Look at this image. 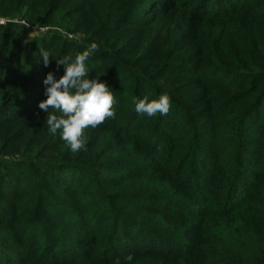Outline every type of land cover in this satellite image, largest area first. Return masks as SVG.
Here are the masks:
<instances>
[{"label":"rangeland","instance_id":"rangeland-1","mask_svg":"<svg viewBox=\"0 0 264 264\" xmlns=\"http://www.w3.org/2000/svg\"><path fill=\"white\" fill-rule=\"evenodd\" d=\"M47 1L0 3V9L6 11V15L0 14V29L5 28L4 37L0 36V56L6 59L0 85H11L14 79L23 83L19 88L0 87V162L8 163L2 170V186L13 192L11 185L19 176L13 170L19 163L27 165L28 176L23 177L19 187L33 195L26 217L47 227L44 231L49 241L58 245L54 249L42 243L41 251L49 249L62 255L86 243L81 240L84 233L101 220L95 216L101 200L91 203L95 197H110L123 190L126 194L121 197L126 201L129 193L157 190L161 198L159 202L154 198L148 202L147 213L139 211L137 204L113 203L119 211L131 215L126 217L131 221H136L132 216L142 215L162 232L176 233L183 252L173 254L176 264H227L228 256L235 262L228 264H237L246 258V253L238 250H252V233L264 229V160L259 169H248L250 178H246L244 166L245 161L259 166L260 155L264 156V118L257 122V134H251L249 128L243 130L247 125L243 117L250 104L229 98L244 95L245 90L246 97L264 94L263 86L254 89L250 84H235L244 74L256 77L264 73V0H240L241 10L226 20L207 19L202 4L199 11L188 16L166 15L164 4L157 3L160 0H135L137 12L123 17L119 29L96 34L91 33L94 28L82 26L78 12L91 0H56L61 4L56 12L47 9ZM53 33L64 37H53ZM29 35L32 41L23 45ZM88 35L94 40L89 41ZM58 37L64 40L60 42ZM93 42L98 51L92 61H86V78H97L91 69L95 73L105 66L100 80L115 93L116 115L120 110L122 114L117 128L113 127L116 118L88 128L85 148L74 153L59 131L54 135L49 132L47 114L38 105L47 98L43 81L48 72L53 71L57 79L61 77L56 59L67 55L75 58ZM46 45L44 50L52 58L48 67L40 57V49ZM36 47L38 52L34 53L32 49ZM104 54L112 58L111 64L109 60L99 64ZM110 74L114 79L121 78L111 80ZM150 81L153 91L147 88ZM3 89H7L5 95ZM165 92L172 100L167 115L148 117L135 111V99H156ZM204 97L206 100L199 104ZM211 109L213 116L206 118ZM182 111L191 114L185 118ZM176 118L186 122L179 125ZM88 154H95L91 173L96 175L92 176L96 185L90 187L99 192L82 199L91 179ZM133 157L138 158V168L147 173L135 174L121 162L128 163ZM111 164L120 168L111 169ZM37 165L43 171L34 169ZM38 194L45 196L37 198ZM138 197L141 194L136 195L137 200ZM67 213L73 214L72 221L65 218ZM12 215L8 212L10 218ZM131 221L125 222L124 230L134 225ZM108 223L104 220L102 232L109 231ZM54 224L60 229L49 230ZM2 225L0 264H26L16 256L25 253L18 249L22 244L19 232H5ZM230 247L238 253H228Z\"/></svg>","mask_w":264,"mask_h":264},{"label":"trees","instance_id":"trees-1","mask_svg":"<svg viewBox=\"0 0 264 264\" xmlns=\"http://www.w3.org/2000/svg\"><path fill=\"white\" fill-rule=\"evenodd\" d=\"M162 1V2H161ZM164 1V2H163ZM184 1V3H182ZM191 1V3H190ZM242 1V0H241ZM240 0H160V2L157 3H163V13L166 15L168 14H174V15H183L188 16L189 14L193 13L194 10L199 11L200 6H204V14L205 17L208 18H214L217 20H226L231 15H236L240 10ZM47 9L51 8L53 12H56L61 4L57 3L56 0H48L47 1ZM186 2V3H185ZM0 3H3V0H0ZM196 4V5H195ZM194 6V7H193ZM138 5L136 4L135 0H98L96 1H87V3H84L81 6V9H79L78 12L81 13V19H83L81 22L82 26H86L87 28H94L91 33H98L99 31H104L106 29L112 28L111 30H117L120 27V24L122 22L123 17L131 16L132 14H135L137 11ZM115 10V13L113 11ZM6 11L0 9V14L6 15ZM50 18H54V15H51ZM75 22V21H74ZM1 29H3V32L1 33ZM0 29V36L2 38L5 35V28ZM69 30V29H68ZM90 33V34H91ZM54 36H63L60 33H53ZM89 36V41H93L94 38ZM15 38V35L13 36ZM64 37V36H63ZM60 42H62L64 39L62 37H58ZM0 40V45H1ZM10 45L12 43L10 42ZM47 48L46 46H42L41 49ZM38 47L36 49H32L34 53L37 51ZM69 54V53H68ZM108 54V53H107ZM60 55H58L59 57ZM100 59L99 64H102L103 60H109V64L112 62V58L107 56L106 54L103 55ZM53 57V56H52ZM55 58V57H53ZM1 59L0 56V78L5 75L4 67L3 65L6 64V59ZM90 61L92 59L90 58ZM106 64V63H105ZM107 64V65H109ZM87 66V65H86ZM252 66H258V65H252ZM57 67V66H56ZM88 68V66H87ZM251 68V67H250ZM61 70V76L64 74V67H60ZM105 70V66H101L98 68V71H93L91 69V73L95 74L97 77L99 75L100 77H103ZM46 69L43 71V74L45 73ZM53 72V71H51ZM251 75L250 77L247 75H243L241 79L236 80L235 84L237 86H245L247 84H250L253 86L254 89L260 88L263 86L262 92L264 90V73L263 74H256ZM111 80L114 79L113 75L110 74ZM121 76L116 77L115 80H120ZM248 78H251L249 81ZM147 83V80H145ZM148 83V87L151 91L155 90L153 84ZM258 84L256 87L255 85ZM23 85V83L20 84L19 80L14 79L13 83L11 85L5 86L4 84H1L0 87H14L19 88ZM147 90V89H146ZM246 91V90H245ZM244 91L243 94H239L236 96H233L229 98L233 102H248L250 104V108L247 109V112H245V115L243 118L244 122L247 124L245 127L243 126V130H246L245 128H249L251 134H257L255 131V127H257V122L264 118V111L262 109L264 108V94L257 95L254 97L248 96L246 97V92ZM7 92V89H3L2 94L5 95ZM242 95V96H241ZM244 96V97H243ZM225 99H228L225 97ZM206 100V97L202 98L198 101L200 104L201 102H204ZM221 100V99H220ZM263 106V108H261ZM213 109L210 110L209 115L206 116V118H210L209 116H213ZM232 110H235L234 108ZM185 115V118L191 114L187 111H182ZM122 114V110L118 112V115H115L114 118V125L113 127H119V119L120 115ZM232 116V115H229ZM217 116L215 117V119ZM177 124H183L186 121H182V119H178ZM146 121V120H145ZM219 121V120H217ZM236 122V121H234ZM242 125H239V128H241ZM249 126V127H248ZM143 129V126L140 127V130ZM140 134V132H138ZM138 138L139 135L137 134ZM135 138V137H134ZM89 158H91V161L89 163L90 169L87 171L90 174L91 179H88V184L85 186V192L82 194V199L88 198L90 196H97L96 189H93L90 186H95L96 182L94 181V177L96 178V175L94 173H91L95 167V154H88ZM138 158L133 157L128 163L125 162V160H122L121 162L126 165V168L132 169L135 174H144L147 173L148 170L146 169H139L140 166L136 161ZM264 156L260 155V165L258 166L257 163H253L254 165L248 164L246 161L244 163L245 166V176L246 178H250L251 175H249V170L253 167V169L260 168V166L263 164ZM113 161V160H111ZM8 165L6 162H0V223H2V227L4 231L11 232L13 229L14 231H18L20 236L22 237L20 241L22 244H20V247L18 249H21L22 251L25 250V253H16V256L19 258H23L22 260L26 264H114V262L119 259L121 264H129L124 258L127 255H132L133 260L130 262V264H176L177 261L173 258V254L183 253L181 252V246L182 244L179 241V238L177 237V234L174 232L171 233H165L162 232L160 228L155 227L154 225L150 224L148 221H145V217L142 215H134V220L131 221L130 219L126 218L131 215L126 214L122 211H119L118 206L113 203H122L127 202L131 204H137L140 206L138 209L139 211L147 213L146 207L149 208L148 202H151L154 199H157L158 202L161 197V193L157 190H148L146 193L141 190L137 191L135 194H141L140 199H136V195L129 193L126 198L127 200L124 201L125 191L121 190L118 191L110 197L108 195L101 198V196L95 197L90 202L94 203L99 200H101V205L99 208L96 209L97 214H95L97 219H101L100 221L96 223H92V229L90 231L84 233L81 240H84L86 243L81 245H76L69 253L62 254V255H55L53 251L51 250H44L41 251L39 246L43 243L46 245V248H48V245L52 248L56 249L58 247L57 243H53L52 241H49L48 233H45L44 229L47 228L45 226L39 225L37 222L32 223V220L29 221L27 216V211L30 208V199L33 198V195H29V193H24L22 191V188L20 189V184H23V177H27V173L25 172L27 169V165L25 164H17L14 172H17L19 175L17 178V182L15 184H12L11 187L14 189L13 192L9 191L8 188H3L2 186V170ZM111 169H117L120 168L116 164L109 165ZM258 166V167H257ZM101 168V167H98ZM34 169L41 170V167L39 165L34 166ZM97 170V169H95ZM51 173V171H48ZM86 172V173H87ZM121 172H126L122 170ZM53 173V172H52ZM30 186V185H29ZM19 188V191L17 193L15 190ZM5 190V191H4ZM102 190V189H101ZM101 194H103V191H101ZM125 190V189H124ZM4 191V192H3ZM88 194V195H87ZM39 197L45 196L44 194H38ZM4 199L13 200L12 204H6ZM107 200L106 205H104V201ZM19 200V204H18ZM141 200V201H139ZM227 200V199H226ZM52 201V200H51ZM139 202V203H138ZM38 203V201H37ZM158 204V203H156ZM104 205V206H103ZM145 206V207H144ZM158 205H154L156 207ZM26 212L23 213L22 212ZM236 210V209H235ZM194 212V209L192 210ZM8 212H12L11 218L8 216ZM231 212V211H230ZM43 214H46L47 211L44 210L42 212ZM68 214V213H67ZM230 215V214H229ZM73 214L69 213L65 218L68 221L73 220ZM185 217H191V215H185ZM24 218V219H20ZM95 220V217L92 221ZM104 220H108V227L109 231L106 233V231L102 232V224ZM88 221V220H86ZM134 225L129 228V230H124L125 222H130ZM82 223V222H81ZM88 223V222H86ZM141 229H139V228ZM60 229L59 225H52V228L49 226V230H56ZM106 229V227H105ZM104 229V230H105ZM255 232L257 230H254ZM102 232V234L95 239V236L97 233ZM83 234V232L79 233ZM37 236H41L42 239L39 241H36L35 238ZM75 236V235H73ZM52 237V236H51ZM43 240V241H42ZM252 240L254 242V247L252 250H238L239 253H246V258H242L238 260L237 264H264V229H258V233H252ZM70 250V248H69ZM228 253H238L237 250H233L232 247L227 249ZM53 253V254H52ZM57 253V252H56ZM12 262L11 260H9ZM225 262L233 263L234 260L231 257H225ZM235 263V262H234Z\"/></svg>","mask_w":264,"mask_h":264},{"label":"clouds","instance_id":"clouds-1","mask_svg":"<svg viewBox=\"0 0 264 264\" xmlns=\"http://www.w3.org/2000/svg\"><path fill=\"white\" fill-rule=\"evenodd\" d=\"M31 35L23 41L29 45ZM98 45L92 43L82 53L73 58L71 55L56 59L57 70L64 67V74L57 79L53 72H48L43 83L45 87V100L38 105L46 115V125L51 134L60 132L62 141L74 153L85 148V132L88 128H97L108 119L114 118L115 93L107 82H102L99 75L95 79H87L89 69L86 66ZM40 57L45 67L51 64L52 58L48 51L40 49ZM135 111L148 117L167 115L172 107L170 95L165 92L156 99L145 96L133 101ZM127 262L133 260L132 255L124 258ZM114 264H121L117 259Z\"/></svg>","mask_w":264,"mask_h":264}]
</instances>
